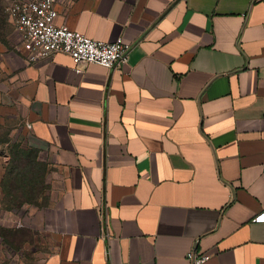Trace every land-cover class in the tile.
Wrapping results in <instances>:
<instances>
[{
	"label": "crops",
	"instance_id": "obj_1",
	"mask_svg": "<svg viewBox=\"0 0 264 264\" xmlns=\"http://www.w3.org/2000/svg\"><path fill=\"white\" fill-rule=\"evenodd\" d=\"M130 45L75 71L0 47V105L51 147L58 235L36 264H264V0H56ZM56 235V236H57Z\"/></svg>",
	"mask_w": 264,
	"mask_h": 264
},
{
	"label": "rangeland",
	"instance_id": "obj_2",
	"mask_svg": "<svg viewBox=\"0 0 264 264\" xmlns=\"http://www.w3.org/2000/svg\"><path fill=\"white\" fill-rule=\"evenodd\" d=\"M15 1L0 0L1 49L15 39L6 12ZM56 176L51 147L26 128L21 111L0 105V264H36L57 250L48 228L57 220Z\"/></svg>",
	"mask_w": 264,
	"mask_h": 264
},
{
	"label": "built area",
	"instance_id": "obj_3",
	"mask_svg": "<svg viewBox=\"0 0 264 264\" xmlns=\"http://www.w3.org/2000/svg\"><path fill=\"white\" fill-rule=\"evenodd\" d=\"M6 12L10 25L19 35V47L29 62L62 54L80 73L88 64L112 69L128 61L130 45L122 39L112 43L95 41L58 24L56 0H16ZM254 221L264 223V211L256 215ZM208 259L209 256H197L193 252L187 255L190 264H203Z\"/></svg>",
	"mask_w": 264,
	"mask_h": 264
},
{
	"label": "trees",
	"instance_id": "obj_4",
	"mask_svg": "<svg viewBox=\"0 0 264 264\" xmlns=\"http://www.w3.org/2000/svg\"><path fill=\"white\" fill-rule=\"evenodd\" d=\"M5 18H6V16H5V17H3V21H2V22H3V24H4V21H5ZM7 19H8V17H7Z\"/></svg>",
	"mask_w": 264,
	"mask_h": 264
}]
</instances>
